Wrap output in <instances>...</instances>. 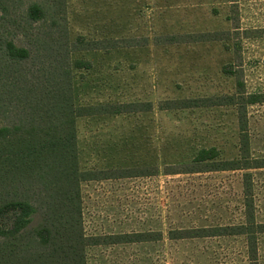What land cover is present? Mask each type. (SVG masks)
<instances>
[{
  "label": "rangeland",
  "instance_id": "374dc122",
  "mask_svg": "<svg viewBox=\"0 0 264 264\" xmlns=\"http://www.w3.org/2000/svg\"><path fill=\"white\" fill-rule=\"evenodd\" d=\"M66 13L72 41L82 35L133 44L71 52L75 103L152 104L77 121L82 168L114 162L120 174H130L82 183L86 233L102 242L119 232L145 238L90 245L86 264H248L243 235L170 237L244 222V170L188 172L238 156L236 107L159 106L231 94L234 75L247 92H264V0H66ZM214 33L216 40L181 42ZM167 36L175 42L159 43ZM247 120L250 153L264 157V102L248 104ZM249 172L255 220L264 222V168ZM257 251L264 264V233Z\"/></svg>",
  "mask_w": 264,
  "mask_h": 264
},
{
  "label": "trees",
  "instance_id": "16d2710c",
  "mask_svg": "<svg viewBox=\"0 0 264 264\" xmlns=\"http://www.w3.org/2000/svg\"><path fill=\"white\" fill-rule=\"evenodd\" d=\"M170 36L159 43L175 42ZM192 37L181 42L218 39L216 33ZM130 40H70L66 0H0V115L5 120L0 124V264H86L87 247L99 244L85 232L81 184L105 176L79 168L76 118L143 111L152 104H76L70 54L122 47L123 41L130 46ZM234 77L231 94L166 100L159 107H236L238 156L188 172L244 170V222L180 229L170 237L243 235L248 264H258L257 235L264 233V222L255 220L249 170L264 168V157L250 153L247 106L264 102V92H247L241 76ZM136 234L113 236L108 243L145 240Z\"/></svg>",
  "mask_w": 264,
  "mask_h": 264
},
{
  "label": "crops",
  "instance_id": "0c3cea01",
  "mask_svg": "<svg viewBox=\"0 0 264 264\" xmlns=\"http://www.w3.org/2000/svg\"><path fill=\"white\" fill-rule=\"evenodd\" d=\"M79 37H82V35L81 36H79ZM85 39L86 40H120V39H122V38H115V37H106V38H97V39H89V38H86L85 37ZM121 46H118V47H113V48H98V49H87V50H82V51H94V50H97V51H111V50H115V49H118V48H120ZM111 104V103H110ZM113 104H115V103H113ZM85 105V104H84ZM91 105V104H90ZM105 105V104H104ZM112 114H116V113H112ZM96 116H108V114H97ZM85 117H94V116H92V115H89V116H79V117H77L76 118V126H77V121H78V119H80V118H85ZM109 163V162H108ZM111 163V162H110ZM114 163V162H113ZM113 163H111L110 165H106V163L105 162H103V164H102V167H95V169H86V168H82V163H81V161H80V157H79V153H78V164H79V168L81 169V170H83V171H87V170H92V171H98V172H100V173H103V175L102 176H105V177H100V178H98V179H92V181H102V180H112V179H119V178H121L120 176V174L118 175V173H119V171H121L122 169H120V168H117V166L116 165H113ZM86 181H91V180H86ZM86 181H84V182H86ZM82 185V184H81ZM81 195H82V198H84L83 197V192L81 191ZM84 204H83V202H82V210L84 209V206H83ZM83 221H84V228H85V219H84V215H83ZM85 232H86V228H85ZM87 234V233H86ZM125 234H129V235H131V233H127V232H119V233H109L108 234V236H110V237H115V236H122V235H125ZM89 235V234H88ZM89 236H94V237H97L98 238V236L97 235H89ZM98 241H99V239H98ZM110 240H106V241H104V242H102V241H99V244H102V243H105V244H120V243H131V241L130 242H124V241H120V242H118V243H108ZM95 245H98V244H95ZM89 247V246H88ZM87 247V248H88Z\"/></svg>",
  "mask_w": 264,
  "mask_h": 264
}]
</instances>
